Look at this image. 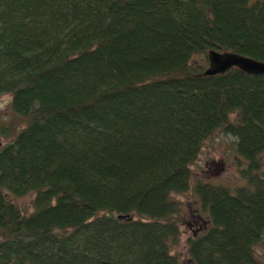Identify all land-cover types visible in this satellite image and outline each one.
Segmentation results:
<instances>
[{
  "label": "trees",
  "instance_id": "1",
  "mask_svg": "<svg viewBox=\"0 0 264 264\" xmlns=\"http://www.w3.org/2000/svg\"><path fill=\"white\" fill-rule=\"evenodd\" d=\"M210 50L264 62V0H0V96L26 122L0 149V264H180L171 195L218 129L246 186H195L211 226L188 253L263 264L264 75L201 76ZM30 193L27 216L9 196Z\"/></svg>",
  "mask_w": 264,
  "mask_h": 264
},
{
  "label": "rangeland",
  "instance_id": "2",
  "mask_svg": "<svg viewBox=\"0 0 264 264\" xmlns=\"http://www.w3.org/2000/svg\"><path fill=\"white\" fill-rule=\"evenodd\" d=\"M191 67L208 66V57L204 54L194 55L190 59ZM26 122L18 117L11 107V95L0 96V141L2 147L9 144L24 127ZM237 139L223 129L216 130L207 138L196 160L190 166L191 179L187 191L172 194L171 198L178 204V213L174 221L179 226L178 244L172 253L178 257L180 264H194L188 253V239L197 236L210 228V218L201 209L195 186L199 183L227 187L235 190L246 186L244 179L249 169V162L236 151ZM0 148V149H1ZM260 172H264V152L260 156ZM24 215L33 211L34 193L25 196H9ZM139 219V217H135ZM141 218V217H140ZM254 254L264 264V232L260 242L254 247Z\"/></svg>",
  "mask_w": 264,
  "mask_h": 264
},
{
  "label": "water",
  "instance_id": "3",
  "mask_svg": "<svg viewBox=\"0 0 264 264\" xmlns=\"http://www.w3.org/2000/svg\"><path fill=\"white\" fill-rule=\"evenodd\" d=\"M207 57L208 66L201 74V76L204 77L223 75L234 68L247 75H264V62H260L235 53L219 52L216 50L208 51ZM1 147L2 144L0 141V148ZM127 217L128 216H118L117 219L122 220Z\"/></svg>",
  "mask_w": 264,
  "mask_h": 264
}]
</instances>
